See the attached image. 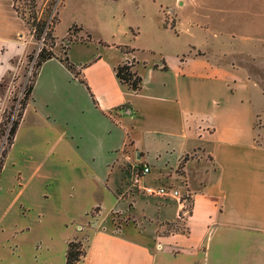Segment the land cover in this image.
Returning a JSON list of instances; mask_svg holds the SVG:
<instances>
[{
    "label": "crops",
    "instance_id": "0c3cea01",
    "mask_svg": "<svg viewBox=\"0 0 264 264\" xmlns=\"http://www.w3.org/2000/svg\"><path fill=\"white\" fill-rule=\"evenodd\" d=\"M54 1L57 23L60 0ZM161 29L167 28L161 23ZM84 38L67 45L72 73L57 54L41 63L3 158L0 218L13 219L0 226V264H65L72 241L83 250L74 264H264V126L238 104L206 109L200 99L194 107L189 102L191 80L213 79L220 65L196 54L199 43L187 44L171 64L140 60L132 46H117L113 64L102 63L103 50L91 60H73L68 50L92 40ZM29 39L12 0H0V113L8 97L1 82L13 71L12 62L26 57ZM126 62L141 78L136 93L114 77V68ZM101 64L104 71L86 82L85 72ZM134 135L145 139L138 149ZM196 147L210 158L211 170L198 189L188 186L187 233L165 235L161 224L173 222L180 206L156 198L153 222L137 217L133 205L142 193L131 185L130 166H147V174L155 169L151 186H168L165 172ZM188 164L182 166L187 182ZM118 213L129 220L112 221ZM28 218L34 228L25 223Z\"/></svg>",
    "mask_w": 264,
    "mask_h": 264
},
{
    "label": "rangeland",
    "instance_id": "374dc122",
    "mask_svg": "<svg viewBox=\"0 0 264 264\" xmlns=\"http://www.w3.org/2000/svg\"><path fill=\"white\" fill-rule=\"evenodd\" d=\"M43 1L35 0L33 9L29 0H12V7L19 17L21 15L29 22L30 14L34 13L40 21L54 24L57 1L48 0L41 8H37ZM59 3L58 22L53 29V35L58 40L53 48L54 54H63L66 45L64 38L71 25H75V29L69 32L71 39H83L88 34L92 40L86 44L71 45L68 55L73 60H91L92 55L103 50L100 55L104 65L117 62L120 53L117 46L136 48V57L140 60L152 62L163 59L171 64L178 54L187 52V44L199 43L201 45L196 49V54H205L210 64L220 66L218 73L211 77L213 79L191 80L188 94L191 106L198 105L199 99L206 104V109L212 108L214 104H238V107L251 113L252 119L258 117L260 124L264 126V0L257 5L251 4V0H60ZM161 23L166 30L161 29ZM76 27L82 30L79 31ZM21 32L24 34V31ZM98 40L106 43L108 47L101 49ZM38 50V41L31 36L26 57L22 61L12 62L13 71L1 82L8 90L7 103L1 113L4 111L6 114L13 105L9 115L11 120L16 114L17 102L24 87L32 80L35 54ZM103 64L96 66L97 70L90 68L85 72L86 82L87 79L97 77L98 69L104 71ZM240 67L246 70L249 79L245 78ZM191 70L200 72L199 67L194 69L192 65ZM134 136V144L138 149L145 139L143 135ZM209 159L203 155V150L196 147L179 158L180 162L174 171L165 172L171 179L163 178V182H168V186H163L179 190L183 199L180 217L175 218L178 230H165V235L187 233L185 220L191 210L188 186L198 189L204 183L206 173L211 170ZM186 163H189L186 172L188 182L182 170ZM124 175L123 185L126 187L129 185L128 171ZM156 175L157 171L152 169L149 174L139 179L140 186L153 185ZM130 191L128 189L126 193ZM154 197L139 194L133 205V213L153 222L155 209L152 202L156 198L164 199ZM165 199L167 206L171 208L174 205L173 200H168L167 197ZM95 211L96 209L92 210L90 215L93 216ZM117 216L120 218L112 217L111 220L121 223L122 220L128 221L130 218L129 215L122 217L120 213ZM12 219L13 214H8L4 222L0 218V226L6 227ZM25 223L30 229L36 226L30 218ZM72 242H79L82 247L80 241ZM157 248H160L159 245Z\"/></svg>",
    "mask_w": 264,
    "mask_h": 264
},
{
    "label": "trees",
    "instance_id": "16d2710c",
    "mask_svg": "<svg viewBox=\"0 0 264 264\" xmlns=\"http://www.w3.org/2000/svg\"><path fill=\"white\" fill-rule=\"evenodd\" d=\"M29 3L31 5V8L34 9L35 0H29ZM30 16H31L30 22L28 21V19H25L21 15H20V18L25 22V24L28 25L30 35L34 37L35 40H38L41 37L42 33L44 32L45 23L44 21H40L39 19H37L34 13H31ZM55 23H56V20H55ZM55 23L53 24L52 22H50L48 29L45 32V37H44L45 47L43 46L35 55L36 61L33 65L34 72L32 75V80L29 82V84H27L24 87L22 91L21 98L17 102L18 108L16 110V114L14 118L12 120L9 119V115L11 113V108H13V105H11L8 108V112L6 114L4 111L0 114V169L2 167L3 158L6 154L8 147L11 144L15 129L21 118V114L25 106V103L30 97L33 80L37 73V70L42 62H44L47 59L56 57V55L53 53L55 42H54V37L52 36V28L55 25ZM76 28L79 31L81 30L80 27H76ZM73 29H75V25H71L67 29V32L64 38L66 41L65 49L61 56L56 57L63 64V66L71 73L74 71V67L71 63L68 62L65 54H66L67 45L70 42L75 41V38H72V39L70 38V33H69ZM121 50L123 52L131 51V49H127L125 47L122 48ZM113 72H114V77L119 82V84L126 86V88L132 92L136 93L137 91H139L140 85H141V78L133 70V65L131 63L126 62V63L119 64L114 68ZM80 82L84 83L82 80H80ZM179 217H180V213L178 214L177 219H179ZM177 219L174 220L173 222L164 223L163 226L165 227V230H168V229L169 230L172 229L174 231H176V229L178 230ZM82 255H83V250L79 242H68L66 246V251H65V264H74L80 259Z\"/></svg>",
    "mask_w": 264,
    "mask_h": 264
},
{
    "label": "built area",
    "instance_id": "2783aa9c",
    "mask_svg": "<svg viewBox=\"0 0 264 264\" xmlns=\"http://www.w3.org/2000/svg\"><path fill=\"white\" fill-rule=\"evenodd\" d=\"M49 24H50V21H47V23H45L44 32L42 33L41 37L37 40L39 50L44 46L45 32L47 31ZM148 171H149V168L147 166H142L141 168H137L135 165H131L130 166L131 185L136 187L139 191H141L142 194H145L147 196L171 198L175 200L177 202V205L180 206L181 208L183 199H182V195L179 190L172 189L169 187H164V186H158V187H152V186L139 187L138 186V179L141 176L147 174Z\"/></svg>",
    "mask_w": 264,
    "mask_h": 264
},
{
    "label": "water",
    "instance_id": "95a60500",
    "mask_svg": "<svg viewBox=\"0 0 264 264\" xmlns=\"http://www.w3.org/2000/svg\"><path fill=\"white\" fill-rule=\"evenodd\" d=\"M137 159H138V157H137Z\"/></svg>",
    "mask_w": 264,
    "mask_h": 264
}]
</instances>
